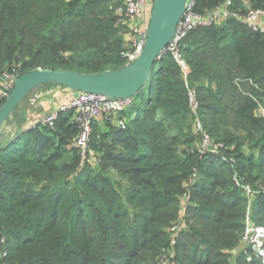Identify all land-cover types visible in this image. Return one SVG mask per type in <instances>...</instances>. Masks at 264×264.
<instances>
[{"label":"trees","instance_id":"obj_1","mask_svg":"<svg viewBox=\"0 0 264 264\" xmlns=\"http://www.w3.org/2000/svg\"><path fill=\"white\" fill-rule=\"evenodd\" d=\"M224 1L196 0V11ZM240 7L247 11L236 0ZM250 7L264 10V0ZM116 8L114 0H0V71L124 67L126 28ZM182 45L200 121L223 154L199 153L186 80L169 53L133 107L93 125L97 168L79 169L73 110L60 112L54 129H24L12 118L0 148V264H163L164 251L177 264H230L247 215L264 226V36L227 20L191 32ZM195 171L189 227L171 247ZM234 177L256 192L251 202ZM246 251L253 258L240 264H263Z\"/></svg>","mask_w":264,"mask_h":264},{"label":"built area","instance_id":"obj_2","mask_svg":"<svg viewBox=\"0 0 264 264\" xmlns=\"http://www.w3.org/2000/svg\"><path fill=\"white\" fill-rule=\"evenodd\" d=\"M117 3L116 13L119 23L127 29L126 49L122 52V57L129 64L136 60L142 53L148 38L149 25L151 20V12L154 0H114ZM236 0H225L213 11L201 14L196 11V0H191L187 6L183 19L177 26L175 37L171 40L165 53H169L176 64L180 67L183 77L186 80L188 92V102L191 115L194 117L195 124L193 126L195 134L199 137V153L201 155H219L223 154L225 146L214 142L213 139L205 132L204 127L199 118L201 102L198 92L188 82L189 66L184 57L183 41L193 31L199 28H209L220 20H235L244 26L250 28L253 32L264 36V10L252 9L250 0H241L243 8H235ZM20 73L16 68L12 70L5 69L0 71V99L7 100L10 96L15 84L20 77ZM71 100L67 104L60 107L59 111L52 112L42 119L40 125L54 129L60 112L73 110L75 113V122L79 127L76 138L70 143V147L80 152L79 169L90 165L99 167L101 158L98 153L90 148L91 136L93 133V125L105 116L118 115L119 113L133 107L135 104L134 97L127 99H111L102 95L73 92ZM264 115V110H262ZM120 126L125 128V122L120 121ZM198 178L197 171L194 172L190 181L184 188L185 191L180 196V218L171 229L172 236L171 247L176 245L177 237L182 231L188 230L183 220L184 215L188 214V208L192 204L191 188ZM234 183L244 191L245 196L251 202L256 192L249 185L243 184L237 177L233 178ZM4 241V240H3ZM242 241L249 245L256 253L257 257L264 264V226L255 225L251 221L250 214L247 215L245 232ZM170 251H164V264H176L170 261ZM7 253H3L6 257Z\"/></svg>","mask_w":264,"mask_h":264},{"label":"water","instance_id":"obj_3","mask_svg":"<svg viewBox=\"0 0 264 264\" xmlns=\"http://www.w3.org/2000/svg\"><path fill=\"white\" fill-rule=\"evenodd\" d=\"M191 0H154L146 45L141 55L124 67L97 74L41 68L21 75L0 109V148L5 138L4 126L12 114L35 89L45 85L67 88L73 92L102 95L111 99L135 97L147 85L155 63L175 37Z\"/></svg>","mask_w":264,"mask_h":264},{"label":"crops","instance_id":"obj_4","mask_svg":"<svg viewBox=\"0 0 264 264\" xmlns=\"http://www.w3.org/2000/svg\"><path fill=\"white\" fill-rule=\"evenodd\" d=\"M73 95V91L59 86H53V88H50V90H47L46 92H40L38 96L29 101L31 106H34L32 107L33 111L35 109H40V111L28 115L26 121H24L23 128H32L39 123V119H42L44 116L52 112L59 111L60 107L71 100ZM30 104H27L21 112L30 113Z\"/></svg>","mask_w":264,"mask_h":264},{"label":"rangeland","instance_id":"obj_5","mask_svg":"<svg viewBox=\"0 0 264 264\" xmlns=\"http://www.w3.org/2000/svg\"><path fill=\"white\" fill-rule=\"evenodd\" d=\"M218 7V6H217ZM217 7H215V8H217ZM214 8V9H215ZM214 9H212L211 11H213ZM210 11V12H211ZM207 13H209V12H207ZM223 23H226V20H220V21H217V22H215L214 24H213V26L214 27H218V26H222L223 25ZM213 26H211V27H213ZM126 36H127V30L126 29H124V38L126 39ZM50 88H53V86H49V85H46V86H42V87H38L37 89H35V90H33L29 95H28V97L21 103V105L18 107V109L16 110V111H14V113L12 114V118L14 119L15 118V120L17 121H19V122H24V121H26V118L28 117V115H30V114H35V113H37V112H39L40 111V109L38 110V109H35L34 111H33V109H32V107H34V106H31V104L29 103V101L30 100H32V98H35L36 96H38V94H40V92H46L47 90H50ZM68 102H66L65 104H67ZM27 104H30V107H31V109H30V113H27V112H21L22 111V109L27 105ZM40 120V119H39ZM18 122V123H19ZM37 123V122H36ZM15 130V125H13L10 129H9V131H8V127H6L5 128V131H7V134H11V132H13ZM218 143V142H217ZM218 144H221V143H218ZM223 150H225V147H224V149ZM190 215H189V213L188 214H185L184 215V218H183V220L185 221V222H187V218L189 217ZM186 226H187V228L189 227V223H187L186 224ZM186 231V230H185ZM249 247V245H247L246 243H244L243 241L241 242V244L239 245V247L238 248H236L235 250H233L232 252H231V258H230V264H240L238 261H239V259H241V258H243V257H245L246 258V260L248 261V262H250L251 260H252V255H250L249 253H248V251H246V249ZM176 263V262H175ZM164 264V263H163ZM177 264V263H176Z\"/></svg>","mask_w":264,"mask_h":264}]
</instances>
